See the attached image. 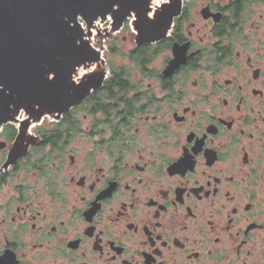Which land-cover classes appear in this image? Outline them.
Listing matches in <instances>:
<instances>
[{
    "label": "flooded vegetation",
    "instance_id": "flooded-vegetation-1",
    "mask_svg": "<svg viewBox=\"0 0 264 264\" xmlns=\"http://www.w3.org/2000/svg\"><path fill=\"white\" fill-rule=\"evenodd\" d=\"M175 7L156 43L107 18L101 85L0 129V264H264V0Z\"/></svg>",
    "mask_w": 264,
    "mask_h": 264
},
{
    "label": "water",
    "instance_id": "water-1",
    "mask_svg": "<svg viewBox=\"0 0 264 264\" xmlns=\"http://www.w3.org/2000/svg\"><path fill=\"white\" fill-rule=\"evenodd\" d=\"M153 0H0V129L25 115L27 129L45 116L59 119L103 79L100 68L78 83L80 70L99 66L90 38L107 18L112 32L132 18L139 44L165 38L177 6Z\"/></svg>",
    "mask_w": 264,
    "mask_h": 264
},
{
    "label": "rangeland",
    "instance_id": "rangeland-1",
    "mask_svg": "<svg viewBox=\"0 0 264 264\" xmlns=\"http://www.w3.org/2000/svg\"><path fill=\"white\" fill-rule=\"evenodd\" d=\"M164 2H167V0H154L151 7L154 9L156 6H160V4Z\"/></svg>",
    "mask_w": 264,
    "mask_h": 264
},
{
    "label": "bare ground",
    "instance_id": "bare-ground-1",
    "mask_svg": "<svg viewBox=\"0 0 264 264\" xmlns=\"http://www.w3.org/2000/svg\"><path fill=\"white\" fill-rule=\"evenodd\" d=\"M154 1V0H153ZM153 1H152V3H153ZM151 3V4H152ZM153 9V8H152ZM109 19V18H108ZM93 30H95V29H93ZM95 32V31H94ZM92 34H93V31H92ZM91 42V41H90ZM80 71H81V69H80ZM78 75V74H77ZM78 78L80 77V76H77ZM75 80V79H74Z\"/></svg>",
    "mask_w": 264,
    "mask_h": 264
},
{
    "label": "built area",
    "instance_id": "built-area-1",
    "mask_svg": "<svg viewBox=\"0 0 264 264\" xmlns=\"http://www.w3.org/2000/svg\"><path fill=\"white\" fill-rule=\"evenodd\" d=\"M101 26V24H98L97 27L99 28ZM93 42V41H92Z\"/></svg>",
    "mask_w": 264,
    "mask_h": 264
}]
</instances>
